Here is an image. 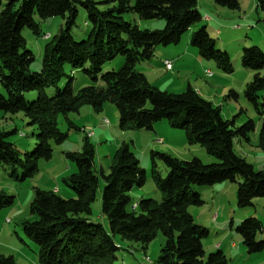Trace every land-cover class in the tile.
<instances>
[{
    "label": "trees",
    "instance_id": "1",
    "mask_svg": "<svg viewBox=\"0 0 264 264\" xmlns=\"http://www.w3.org/2000/svg\"><path fill=\"white\" fill-rule=\"evenodd\" d=\"M133 0H0V80L5 94H0V111L22 113L33 128L36 144L11 140L20 131L0 130V167L9 178L25 181L39 170L40 160L50 161L53 144L61 145L68 138L59 130V118L72 128L70 114H79L83 106L96 113L105 103L115 105L120 115L122 131H153L166 121L172 128L185 132L189 145H200L217 162L206 165L200 159L184 161L165 153L152 152V175L161 201L142 199L135 203L131 193L144 186L145 171L137 156L126 143L115 152L110 172L102 178V212L108 219L110 232L102 224L90 220L100 189V177L95 169L96 151L86 135L80 152L66 153L77 171L64 182L76 198L63 199L56 192L36 189L31 204L34 220H24L20 226L25 237L37 247L38 264H117L116 252L121 249L116 236L144 248L162 233L166 246L158 264H230L225 253L207 254L203 241L210 232L197 225L191 207H202L205 201L194 187H210L229 182L238 187L237 204L241 209L253 206L255 199H264V168L254 166L235 151L236 139L249 142L248 135L256 125L249 120L240 128L224 119L220 107L203 98L193 87L180 94L160 91L146 75L137 70L141 63H150L158 47L177 45L184 34L202 22L198 0H135L134 11L141 21L165 20L164 29L143 30L125 20L132 10ZM230 10L240 9V0H214ZM86 12L90 31L78 41L72 30L77 25L79 9ZM264 11V0H258ZM42 20L61 17L64 26L54 37L47 38L40 72H31L34 55L27 49L24 29L40 33L35 16ZM190 44L199 55L213 61L219 70L232 74L234 68L228 52L217 48L207 27L191 33ZM124 57L118 71L102 74L103 67ZM241 64L255 73L244 95L262 119L258 146L264 151V52L259 46L242 50ZM71 70L68 73L67 69ZM82 71L93 85L81 89L74 86L73 73ZM102 86H98L99 81ZM54 89L52 95L47 90ZM38 92L34 101L26 99ZM237 97L230 91L227 98ZM23 135L21 138H28ZM29 137V138H30ZM157 162L167 169L163 178ZM14 205V197L0 192V211ZM231 229H234L231 223ZM235 231L242 237L248 254L264 250V240L258 241L263 224L248 218ZM0 264H18L13 256L0 255Z\"/></svg>",
    "mask_w": 264,
    "mask_h": 264
},
{
    "label": "rangeland",
    "instance_id": "2",
    "mask_svg": "<svg viewBox=\"0 0 264 264\" xmlns=\"http://www.w3.org/2000/svg\"><path fill=\"white\" fill-rule=\"evenodd\" d=\"M134 2L135 0L132 1V10L124 16L126 21L143 30L164 29L165 20L141 21L134 11ZM198 3L203 18L207 17L210 21L208 20L209 22L206 23L202 20L193 30L207 27L209 34L217 43V48L229 53L234 72L225 74L218 69L213 61L200 57L197 49L190 44L189 35L193 30L184 34L177 45L167 48L158 47L157 54L162 59L169 58L170 60L175 58L178 53L189 56V53L193 52L195 57L190 55L186 63L180 64L172 73L167 72L161 63L156 69L147 67L150 63H141L137 66V70L146 72L147 75L153 73V76L150 75L152 85L160 91L172 94L184 92L189 83L194 85L197 90L202 89L201 91L206 88H216L212 101L214 105L222 109L224 119L234 121L235 128H240L249 120L255 123V131L248 135L249 142L238 138L234 147L238 155L252 164L256 171H261L264 168V151L258 146V138L262 119L244 95L246 86L253 80L255 73L242 67L241 56L243 48L256 45L264 52V11L258 8V0H240L239 10L221 7L214 0H198ZM35 21L40 25V33L37 35L29 29H24L23 36L27 49L34 55V62L30 70L31 72H40L43 52L47 43L45 36L54 37L57 35L65 22L61 17L42 20L37 15ZM89 31L86 12L80 8L77 25L72 30V34L76 40L82 41L87 37ZM197 60H204L206 65L198 64ZM124 63L125 58L118 57L103 67L102 74L118 71ZM207 70H211L215 77L207 78ZM67 71L71 73L69 68ZM261 73L264 76V70ZM73 77L74 86L78 90L93 85V82L82 71L74 72ZM98 86H102L101 80ZM230 91H234L237 97L227 98ZM54 92V89L47 90L49 95ZM0 94H5L1 80ZM25 97L29 101H34L38 97V92L27 93ZM68 118L81 131L70 127L64 117L60 116L59 130L68 134V138L61 145L53 144L52 159L50 161L40 160L38 162L39 170L34 177L21 182L15 181L9 178V173L4 167H0V192L5 193L7 197H14V205L0 211V255L13 256L18 264H38L37 247L25 237L20 226L24 220L35 219L31 214V204L35 199L36 189L56 192L63 199L76 198L74 191L64 182L67 177L77 171L76 165L67 159L66 153L80 152L88 133L94 134L91 143L95 147V169L100 177V189L93 205L90 220L93 223L102 224L107 232H110V226L102 212V192L105 182L101 175L102 173L107 175L110 172L114 154L123 143H126L130 151L137 156L146 175L144 186L134 189L131 193L135 203L142 199L157 201L162 199L152 175V152L165 153L184 161L198 158L206 165L217 162L200 145H189L185 132L172 128L166 121L156 125L157 133L153 131H122L119 128L118 109L109 102L104 104L100 113H96L90 106H83L79 114H70ZM106 120L109 121V126L105 124ZM14 129H18L20 132L11 138L12 141H30L32 144H36L35 139L30 137L33 128L28 126V120L22 113L10 115L0 111V130L12 131ZM21 134L30 138L22 139ZM157 166L158 172L165 178L167 169L160 162H157ZM194 191L200 193L205 201L202 207H191L190 213L197 225L205 227L210 232L209 237L203 241L206 253L217 252L216 247L223 244L222 251L230 264H264V250L253 255L248 254L242 237L235 231V227L244 220L256 218L263 224V232L258 235V241L264 240V199H255L253 206L241 209L237 204L238 187L229 182L217 184L213 188L195 186ZM8 220L10 223L7 222ZM231 223H233L234 229H231ZM116 243L121 247L116 252L117 264H158L157 260L162 249L166 246V238L162 233H158L146 248L127 241L121 236H116ZM233 244L235 248H232Z\"/></svg>",
    "mask_w": 264,
    "mask_h": 264
},
{
    "label": "crops",
    "instance_id": "3",
    "mask_svg": "<svg viewBox=\"0 0 264 264\" xmlns=\"http://www.w3.org/2000/svg\"><path fill=\"white\" fill-rule=\"evenodd\" d=\"M198 8H199V11H200V13H202V11H201V7H200V5H199V3H198ZM203 20L207 23V22H209L210 21V19H207V17H205V18H203ZM209 20V21H208ZM194 31V30H193ZM48 36H50V35H48ZM189 39H191V34L189 35ZM190 55H192L193 57H195V54L192 52V53H189V56H187L186 54H184V53H178V55L175 57V58H173V59H169V58H164V59H162L161 57H159V54H157V52H156V57L154 58V60L151 62V64H149V66H147V67H149V68H151V69H156L159 65L158 64H162V65H164V61H172L173 62V69L171 70V71H167L166 70V68H165V70L167 71V72H170V73H172V72H174L175 71V69H177V67L180 65V64H182V63H186V60L187 59H189L190 58ZM201 57V56H200ZM202 58V57H201ZM203 59V58H202ZM162 60V61H161ZM198 62V64H204V65H206V62L204 61V60H197ZM188 64H190V61H188ZM183 66H185V65H183ZM165 67V66H164ZM207 72H210L211 74H212V76L211 77H209L208 75H207ZM142 73H144V72H142ZM145 75H146V77H147V79H148V81L151 83V77H150V75H154L153 73H149L148 75L146 74V72L144 73ZM171 75V74H170ZM217 75H219L218 73H217ZM216 75V76H217ZM206 77L207 78H212V77H215L214 76V73L211 71V70H207L206 71ZM152 84V83H151ZM188 86H191V87H193L203 98H205V99H207V100H209V101H211L213 104H214V102L212 101L213 99V93H215L216 92V88H206L204 91H201V90H197V88H195V86L194 85H191L190 83L188 84ZM215 89V90H214ZM222 110V109H221ZM153 132H155V133H157L158 132V130L155 128L154 130H153ZM94 137V136H93ZM57 191H58V189H57ZM59 192H60V190H59ZM217 249L219 248V249H221L222 250V248H223V244H219L217 247H216ZM232 248H235V245L233 244L232 245Z\"/></svg>",
    "mask_w": 264,
    "mask_h": 264
},
{
    "label": "built area",
    "instance_id": "4",
    "mask_svg": "<svg viewBox=\"0 0 264 264\" xmlns=\"http://www.w3.org/2000/svg\"><path fill=\"white\" fill-rule=\"evenodd\" d=\"M164 66H165V68H172V69H173V62H172V61H164ZM207 75H208L209 77L212 76L211 74H209V72H207ZM106 123H109V121L105 122V124H106ZM87 136H88L89 138H91V137L94 136V134H93V133H88ZM160 141H161V140H160ZM7 222L10 223L9 220H8Z\"/></svg>",
    "mask_w": 264,
    "mask_h": 264
},
{
    "label": "bare ground",
    "instance_id": "5",
    "mask_svg": "<svg viewBox=\"0 0 264 264\" xmlns=\"http://www.w3.org/2000/svg\"><path fill=\"white\" fill-rule=\"evenodd\" d=\"M207 19H209V18H207ZM50 36H45V38L47 39V38H49ZM166 70L167 71H171L172 70V68H166ZM209 74H211L210 72H209ZM212 75V74H211ZM108 120H106L105 122H107ZM106 125H110V123H106ZM21 136H23L22 134H21Z\"/></svg>",
    "mask_w": 264,
    "mask_h": 264
}]
</instances>
